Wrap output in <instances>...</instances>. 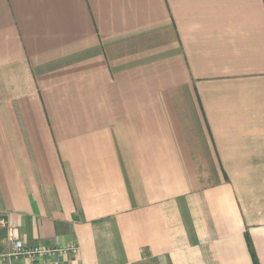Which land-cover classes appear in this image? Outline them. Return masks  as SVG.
I'll use <instances>...</instances> for the list:
<instances>
[{"label": "crops", "instance_id": "crops-1", "mask_svg": "<svg viewBox=\"0 0 264 264\" xmlns=\"http://www.w3.org/2000/svg\"><path fill=\"white\" fill-rule=\"evenodd\" d=\"M0 222V264H264V0H0Z\"/></svg>", "mask_w": 264, "mask_h": 264}, {"label": "built area", "instance_id": "built-area-1", "mask_svg": "<svg viewBox=\"0 0 264 264\" xmlns=\"http://www.w3.org/2000/svg\"><path fill=\"white\" fill-rule=\"evenodd\" d=\"M2 224V222H0ZM3 225V224H2ZM9 230H8V239L13 244L14 252L12 255L15 258L26 256V257H34L36 255H55V253L59 254H66L68 252H75L77 253L79 251V248L77 246H69V247H63L61 249H48L42 246L35 247L32 249H26L23 241H21L17 237V230L9 224ZM12 226V227H11Z\"/></svg>", "mask_w": 264, "mask_h": 264}, {"label": "trees", "instance_id": "trees-1", "mask_svg": "<svg viewBox=\"0 0 264 264\" xmlns=\"http://www.w3.org/2000/svg\"><path fill=\"white\" fill-rule=\"evenodd\" d=\"M253 256H254V258H255V255H254V253H253ZM255 260H256V258H255Z\"/></svg>", "mask_w": 264, "mask_h": 264}]
</instances>
